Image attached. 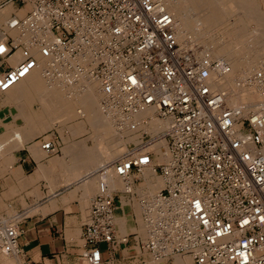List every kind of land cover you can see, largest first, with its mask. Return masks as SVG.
Listing matches in <instances>:
<instances>
[{"label": "built area", "instance_id": "2783aa9c", "mask_svg": "<svg viewBox=\"0 0 264 264\" xmlns=\"http://www.w3.org/2000/svg\"><path fill=\"white\" fill-rule=\"evenodd\" d=\"M6 3L12 11L0 21V93L33 68L49 86L72 90L95 82L104 113L120 131L138 135L95 171L102 191L83 225L81 261L101 264V243L113 248L128 241L115 234V209L138 198L139 178L131 176L150 166L163 185L141 200L142 264L174 256L192 264H264V72L240 80L256 86L258 104L248 112L227 105L226 90L213 85L231 66L179 44L166 0ZM16 53L19 59L10 60ZM155 121L164 125L153 134L147 128ZM39 141L50 154L61 149L54 130ZM112 175L123 180L121 189L109 191ZM7 217L0 219V249L30 264L17 242L21 219Z\"/></svg>", "mask_w": 264, "mask_h": 264}, {"label": "crops", "instance_id": "0c3cea01", "mask_svg": "<svg viewBox=\"0 0 264 264\" xmlns=\"http://www.w3.org/2000/svg\"><path fill=\"white\" fill-rule=\"evenodd\" d=\"M6 1L0 0V10L7 8ZM12 102L6 91L0 95V144L8 141L0 150V218L19 213L17 242L30 264H84L79 258L83 225L90 217L92 199L102 191L98 177L91 174L102 158L97 142L93 143L97 138L80 132L77 121L65 131L64 151L45 155L38 140L41 136L29 130L33 120H25V113L17 115L19 110ZM25 125L30 127L26 130ZM18 128L21 134L15 132ZM52 130L61 137L54 127L46 132ZM17 134L24 136L20 146L14 140ZM102 141H106L104 136ZM140 182L136 179V185ZM136 211L133 203L117 205L115 234L126 235L128 241L113 248L101 243V264H142L146 260L147 254L139 247L144 235ZM173 259L159 264L182 263Z\"/></svg>", "mask_w": 264, "mask_h": 264}, {"label": "bare ground", "instance_id": "6f19581e", "mask_svg": "<svg viewBox=\"0 0 264 264\" xmlns=\"http://www.w3.org/2000/svg\"><path fill=\"white\" fill-rule=\"evenodd\" d=\"M180 1L181 0H166V6H167L168 10L172 13L175 29L177 28L175 31L176 39L181 46L186 47L188 43H186V41L183 38L186 36L187 31L189 30V25H188L189 22L188 21L190 19L187 17L188 14L186 11H184L183 5ZM199 1H201V0H199ZM196 3L197 2L195 1V4ZM5 6H9L10 12L12 11L11 5L6 4ZM243 6L245 7V5H243ZM9 13H8V10H0V21L3 18L7 17L9 15ZM200 13H203V12H200ZM211 15H215V14L213 13ZM257 15H258V13H257ZM211 17H214V16H211ZM259 19H260V17H259ZM195 32H197V31H195ZM196 37H197V35H196ZM187 38H186V40H187ZM229 44H231V43H229ZM208 46H210V45H208ZM191 47L194 48L195 46L191 45ZM207 48L198 47V52L201 54V52L199 51L200 49L202 51H207L213 58H219V59L222 58L225 62H227L231 66V71L228 74H226L225 76H222V78H220V81L218 82V84L213 85L216 88H222V89L226 90V99H225L226 104L229 106L238 105L244 110V112L248 111L249 109H252V107L255 104H258V102H260L262 100V98L259 95L255 85H242V82L240 80H243L244 78H246L247 76H249L253 72H255V71H253V72L248 73L246 75V73L250 72L251 70L257 71V69H258V70H261L264 72V63L260 62V60L257 57L251 58V59L245 58L242 55L244 53V51H242L241 49H238L237 51L235 50V52L231 53L225 59L224 56L223 57H217V54L212 52L211 47H207ZM227 48L221 47L219 49L220 53L223 54L227 50ZM35 55L40 59V56L36 52H35ZM18 59H19V53H16L10 60L15 61ZM239 65H241V68L237 69V67ZM235 68L237 69V72L234 73L233 70ZM254 92H255V95H254ZM1 94L2 93H0V95ZM6 94L8 97H10V98L12 97V99L17 102V105L19 106V109L21 110L20 113L21 114L25 113L27 115L25 117V120L28 121L27 117H29V120L33 118L32 119L33 122H31V123H33L38 128L34 129V127H33L34 125H32L33 129H31L30 126H29L30 127L29 128V127H27V125H25V127H27L26 130L29 128V130H31L32 134L41 133L40 132L41 128L45 127L44 125L46 123V120L50 119V118H57V120H62V121H66L68 119H74L75 121L79 120V119H85V120L87 119L90 123L95 125V128H96L97 122L99 119V115H101V113H102V116H101L102 121H100L102 123H101V125H99L97 127L99 130H96L97 133L95 134V137L98 140V141H96L97 145H95V146L98 147V149H99L98 151H101L102 153H104L102 150H104V151L105 150H108V151L119 150L120 149L119 147L121 145V144H119L120 141H122L125 144L126 142H131V141L135 142L137 140V137H138L137 134H132L128 130L120 131L118 129V127L115 125V122L112 119V117L110 115H107L104 113V111L101 107V104H100V98H99L100 95L98 92V85L95 82L87 81V82H85L83 89L74 88L72 90L59 87L55 84L49 86L42 79L39 69L33 68L31 70V72L28 75H26L21 81H19L18 83L13 85L10 89H8ZM241 96H244V98L246 97V99L242 100ZM29 97H32V99L36 100L40 105V106H38L39 110H40L38 113L39 115L35 114L38 116H34L33 109H32L33 106H30V102H29V104L27 103V101L30 100ZM16 102H14V103H16ZM79 110H80V112H78ZM148 112H150V110L143 111L142 113L143 114H149ZM30 115H32L31 116L32 118L30 117ZM80 116L83 118H80ZM36 117L39 119L41 118L40 119L41 121H42V118H44L43 123L42 122L40 123L39 122L40 120L37 121ZM163 125H164L163 122H158V121L152 122V124L147 128V131L151 132L153 134L159 133L162 130ZM108 126L112 127L113 130H111V128L109 127L110 128V132H109ZM46 127H48V126H46ZM24 129L25 128H23L22 130H24ZM98 132H99V134H98ZM20 134H17V136H15V138H14L15 142L18 143L19 146L23 144V140H24L23 139L24 136H21ZM32 134H30L29 136H31ZM113 134H115L116 137H114ZM109 135H112L113 138H111V136L109 137ZM100 136H102V137L104 136L106 141L103 142L102 137H100ZM27 138H25V139L27 140ZM45 139H48V138H45ZM7 143H8V141L0 144V150H4L3 147L5 145H7ZM39 144L41 147L40 141H39ZM124 144H122V145H124ZM127 145H128V143H127ZM127 145H125V147ZM161 145H163L162 141L156 142L154 144L155 150L161 151V148H160ZM41 149L47 155H56L61 151V149H60V151L58 153H51L50 154L48 151L44 150L42 147H41ZM126 150H127V147L125 149H123L120 153H118L116 156H113L111 158L108 157L109 159L106 158L103 162H101L91 172V174L94 175L95 177H98L97 175H95V171L97 170V168L99 166H101L105 162H109V161L116 159L117 157L121 156ZM157 176L158 175L155 172H153V169L150 166L147 167L141 175L140 174L139 175L133 174L131 176L132 179H134V177L141 179L140 184L135 185V188H134L137 195H138V198H134L133 200L123 199V201H122V203L128 202L130 204L133 203V205L134 204L138 205L139 210L137 209V211H138V216H139L140 232L144 235V238L146 236V225H145L144 219L142 217V211L143 210H142L141 200L142 199H145L147 201L150 200V197H153L155 192H157L160 189V187H162L163 183H161L162 181L158 178L159 176L158 177ZM98 179H99V177H98ZM107 182L109 184V191H113L115 189H121L123 187V184H124L123 180L120 177L113 176V175L107 179ZM121 185H122L121 188H117ZM19 218H20V215L17 214L14 217L12 216L10 219H13L14 222H17L19 220ZM5 255H7V254H5ZM12 257H16V256H12ZM174 257L190 258L188 256H183V257L174 256ZM16 258H18V257H16ZM190 260H191V258H190ZM18 262H19V259H18ZM187 262L189 264V260H187ZM191 262H192V260H191ZM179 263L181 264V262H179ZM17 264H19V263H17Z\"/></svg>", "mask_w": 264, "mask_h": 264}, {"label": "rangeland", "instance_id": "374dc122", "mask_svg": "<svg viewBox=\"0 0 264 264\" xmlns=\"http://www.w3.org/2000/svg\"><path fill=\"white\" fill-rule=\"evenodd\" d=\"M195 1L197 2L196 4H195ZM180 2L183 5L184 11H186L188 14L187 17L190 19L188 21L189 22V24H188L189 30L187 31L186 36L183 38L186 41V43H188L187 46L191 47V45H193V46L196 45L195 47H204V48L211 47L212 52L216 53L217 57H223L224 56L225 59H226V57H228L231 54V52H235V50L237 51L238 49H241L242 51H244V53L242 55L245 58L251 59V58L257 57L260 60V62L264 63V30H263L264 29V0H201V1H199V0H192V1L191 0H181ZM243 5H245V7ZM9 9H10V7L7 6V8H4L2 10H8V13H9L10 12ZM200 12H203V13H200ZM213 13L215 15H211ZM257 13H258V15H257ZM211 16H214V17H211ZM259 17H260V19H259ZM176 29H175V31H176ZM195 31H197V32H195ZM196 35H197V37H196ZM186 38H187V40H186ZM229 43H231V44H229ZM208 45H210V46H208ZM221 47L222 48L228 47L227 50L223 54H221L219 51V49ZM239 68H241V65H239L237 67V69H239ZM237 69L235 68L233 70V72L234 73L237 72ZM253 71H256V70H251L250 72H247L246 75L248 73L253 72ZM254 95H255V92H254ZM29 98H30V100L27 101V103L29 104V102H30V106H33L32 109H33L34 116H38L39 115L38 113L40 111L38 106H40V105L36 100L32 99V97H29ZM241 99L245 100L246 97L244 98V96H241ZM12 101H13L12 103L15 104L19 110L17 115L21 116V113H20L21 110L19 109L17 102L14 101L13 99H12ZM14 102H16V103H14ZM248 111H245V112H248ZM35 114H38V115H35ZM31 116L32 115H30V117ZM101 116H102V113H101V115H99V119H98L96 128H95V125L90 123L87 119L86 120L85 119H79L76 121L74 119H68L66 121H62V120H57V118H50V119L46 120V123L44 125L45 127L41 128V131H40L41 133H39L38 135H40V136L46 135L50 132V131H48V132H46V131L48 129H51L54 127L61 135V138H62L61 150L64 151L63 141H65L66 137L68 138V135L65 134L66 133L65 131L68 130L70 127H72L71 125H75V122L79 121L81 123V126H82V128H81L82 130L80 129V132L88 131L90 133L91 137H95V134L97 133L96 130H99L97 127L99 125H101V123H102V122H100V121H102ZM80 118H83V117L80 116ZM40 119L37 118L36 120L39 121ZM43 119L44 118H42V121L40 120L39 122L43 123ZM30 123H31V121H30ZM46 126H48V127H46ZM33 127H34V129L38 128L35 125ZM109 127L110 126H108V128ZM110 128H111V130H113L112 127H110ZM110 128H109V132H110ZM20 131H21L20 128L15 130L16 133H19ZM98 134H99V132H98ZM113 135L115 136V134H113ZM47 138H49V137H47ZM95 141H98V140L93 139V143H95ZM127 143L128 142H126L124 144L122 141H120L119 144H121V145L119 147L120 148L119 150H113V151L102 150L104 153L101 152L102 153L101 162H103L106 158L109 159L113 156H116L118 153H120L123 149H125L127 147V146L125 147V145H127ZM122 144H124V145H122ZM45 155H46V153H45ZM158 178L162 181V179L160 177H158ZM121 187H122V185L117 187V188H121ZM134 208L136 210L137 209L139 210V207L137 204H134ZM16 215H17V213H14L12 216L14 217ZM2 216L5 217L6 215L2 214ZM173 260H174V262L176 260L182 261L181 264H184L183 260L184 261L189 260V264H192L190 258H187V257H185L183 259H181L179 257H175ZM8 263L17 264L18 258L12 257L10 255H5L0 250V264H8ZM185 264H187V263H185Z\"/></svg>", "mask_w": 264, "mask_h": 264}]
</instances>
